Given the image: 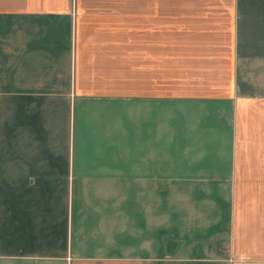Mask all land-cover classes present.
<instances>
[{"label": "crops", "instance_id": "crops-1", "mask_svg": "<svg viewBox=\"0 0 264 264\" xmlns=\"http://www.w3.org/2000/svg\"><path fill=\"white\" fill-rule=\"evenodd\" d=\"M3 16L0 264H264V0ZM174 22L196 23L181 67L213 62L220 91L173 93Z\"/></svg>", "mask_w": 264, "mask_h": 264}, {"label": "rangeland", "instance_id": "rangeland-1", "mask_svg": "<svg viewBox=\"0 0 264 264\" xmlns=\"http://www.w3.org/2000/svg\"><path fill=\"white\" fill-rule=\"evenodd\" d=\"M196 23H181V22H174L173 23V63H174V70H173V93H197V92H217L220 91V86H213L212 81H216L214 78L218 75V71L212 70L211 66L214 64L213 62L209 61H202L199 64V68L191 69L186 68L183 69L181 66L182 64L188 65L186 59V54L183 52V47L185 48L188 44V41L197 39L186 37V34L184 35V31L189 27L192 28ZM194 26V28H195ZM206 29H211V26H213V23H205ZM184 30V31H183ZM183 31V32H182ZM1 32H7V35L0 34V50L4 49L7 45L8 48V16L0 17V33ZM207 40V39H206ZM212 39H209V42H211ZM1 55V54H0ZM6 63L5 60L3 62H0V92H7L8 93V53L6 55ZM194 59V58H193ZM211 61V60H210ZM191 62V61H190ZM191 66L193 63H197V61H193V63H190ZM221 66H228V59H221L220 61ZM188 65V67H189ZM220 81L225 79L227 80L230 76L228 69H221L220 71ZM184 78L188 79V83L185 82L187 80H184ZM198 80V83L196 82V79ZM212 80V81H211ZM225 82V81H223ZM223 85L222 89L223 91Z\"/></svg>", "mask_w": 264, "mask_h": 264}]
</instances>
